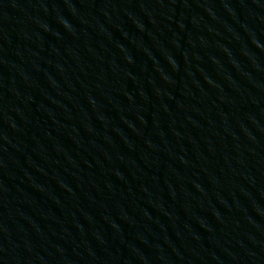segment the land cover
<instances>
[{"label":"water","instance_id":"1","mask_svg":"<svg viewBox=\"0 0 264 264\" xmlns=\"http://www.w3.org/2000/svg\"><path fill=\"white\" fill-rule=\"evenodd\" d=\"M0 264H264V0H0Z\"/></svg>","mask_w":264,"mask_h":264}]
</instances>
